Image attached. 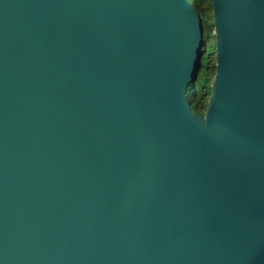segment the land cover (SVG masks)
Wrapping results in <instances>:
<instances>
[{
	"label": "water",
	"instance_id": "95a60500",
	"mask_svg": "<svg viewBox=\"0 0 264 264\" xmlns=\"http://www.w3.org/2000/svg\"><path fill=\"white\" fill-rule=\"evenodd\" d=\"M0 0V264H264V0Z\"/></svg>",
	"mask_w": 264,
	"mask_h": 264
},
{
	"label": "trees",
	"instance_id": "16d2710c",
	"mask_svg": "<svg viewBox=\"0 0 264 264\" xmlns=\"http://www.w3.org/2000/svg\"><path fill=\"white\" fill-rule=\"evenodd\" d=\"M193 6L203 16L208 27L207 43L203 54V68L201 77L191 83L187 90V98L191 103L192 109L200 116H205L209 97L211 95V86L216 77L217 70L213 60L216 51V37L214 29V15L210 0H190Z\"/></svg>",
	"mask_w": 264,
	"mask_h": 264
}]
</instances>
